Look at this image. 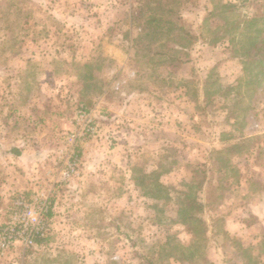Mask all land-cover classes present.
<instances>
[{
    "label": "rangeland",
    "instance_id": "374dc122",
    "mask_svg": "<svg viewBox=\"0 0 264 264\" xmlns=\"http://www.w3.org/2000/svg\"><path fill=\"white\" fill-rule=\"evenodd\" d=\"M214 1L0 0V227L17 196L51 193L44 240L0 264H264V72L243 65L264 0L212 17ZM226 15L239 24L212 45ZM81 105L95 132L58 181ZM184 193L203 203L207 262L178 259Z\"/></svg>",
    "mask_w": 264,
    "mask_h": 264
},
{
    "label": "built area",
    "instance_id": "2783aa9c",
    "mask_svg": "<svg viewBox=\"0 0 264 264\" xmlns=\"http://www.w3.org/2000/svg\"><path fill=\"white\" fill-rule=\"evenodd\" d=\"M91 112L92 109L81 105L74 129L64 138L56 160L58 181L66 180L76 172L80 143L95 132ZM50 195L41 190L36 196L19 195L15 198L10 218L0 227V251L15 244L29 246L43 237Z\"/></svg>",
    "mask_w": 264,
    "mask_h": 264
},
{
    "label": "trees",
    "instance_id": "16d2710c",
    "mask_svg": "<svg viewBox=\"0 0 264 264\" xmlns=\"http://www.w3.org/2000/svg\"><path fill=\"white\" fill-rule=\"evenodd\" d=\"M209 1V0H208ZM213 1V0H211ZM215 5L213 6V8L210 10L207 6V9L209 10V15L210 16H214V15H218L219 13L221 14H234L235 9H236V4L227 0H215L214 1ZM171 12H173L172 14L175 15L176 14V10H173V8L170 9ZM225 16L227 19V22H231L232 20H229L230 18H232V16L230 18H227L228 16ZM152 17V16H150ZM176 15L175 18L176 19ZM154 19L155 21L159 20L158 18H151L147 20V23L150 22V20ZM173 19V20H174ZM172 20V21H173ZM208 20V18H203V24ZM170 25V27L172 28H176L178 30V32L180 33L179 37L182 38H186V39H192L197 37L195 34H189L187 32L184 31L183 27H174V22L168 20ZM249 22H252V20H249ZM231 26H229L230 28H226V27H221L222 29H217L215 27L214 28H209L207 31L211 34V40L212 45H215L216 42L222 40L223 38H227L229 37L228 35V31H230V29H232L233 27L238 26L239 22L238 21H234L230 23ZM203 26V25H202ZM171 31V28L168 29V32ZM262 32V31H261ZM258 36H256L255 40L252 42V49H254V51L256 52L257 57L256 58H251L249 60H244L243 61V65L245 69H248L251 73L252 71L256 72H264V36H261L260 34H257ZM173 43H175L176 46H174V48H171L172 50H177L182 48V42L181 40H178L177 37L172 38ZM175 41V42H174ZM249 52L247 53L246 56H248ZM260 83V82H258ZM156 188H160L162 185L161 182H155ZM202 185H200L201 187ZM153 189V188H151ZM150 191V190H148ZM183 201L187 202L185 204H183V206H181V204H179V208H178V213L182 214V220L180 222V224L185 225L187 228V231L190 233L191 235V239L189 241V243L187 244L188 247V252H186L185 254H181V256L178 258L180 260H187L190 257L194 256V254H198L199 256L202 257L203 261L207 262L205 256H203V253L200 252V249H196L201 247V244H198L196 246L197 242H206L207 238H208V234L210 233V229L209 226L205 223V221L202 218H199L197 215H195L193 212L199 208V213L201 212V209L203 207V203L202 202H197L194 201L195 199H191L190 197H188L185 193L183 196ZM196 207V208H195ZM42 240H44L43 238L41 240H38V242H41ZM196 246V248H195ZM205 246V245H203Z\"/></svg>",
    "mask_w": 264,
    "mask_h": 264
}]
</instances>
